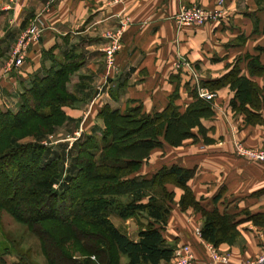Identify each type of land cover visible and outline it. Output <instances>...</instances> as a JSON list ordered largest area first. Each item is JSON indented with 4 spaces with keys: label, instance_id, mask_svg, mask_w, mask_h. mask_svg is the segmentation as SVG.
Masks as SVG:
<instances>
[{
    "label": "crops",
    "instance_id": "0c3cea01",
    "mask_svg": "<svg viewBox=\"0 0 264 264\" xmlns=\"http://www.w3.org/2000/svg\"><path fill=\"white\" fill-rule=\"evenodd\" d=\"M216 1L0 0V62L6 63L20 32L34 20L39 19L44 27L21 65L7 73L0 98L14 94L12 106H17L22 85L28 86L31 76L44 75L52 65L50 58H43L49 49L57 58L66 52L76 54L81 62L70 77L76 101L66 107V113L68 127L73 122L77 129L82 123L85 133L99 124L97 113L104 105L124 110L140 104L143 112L154 113L164 109L176 93L174 103L183 111L193 99L192 88L203 89L202 82L220 77L234 65L240 74L264 87V73L252 75L248 70L252 56H259L264 65V52L258 50L264 47V4L224 0L217 5ZM192 4L218 15L202 25L177 24L174 16L179 9ZM108 33L117 34L120 44L111 72L104 63V50L111 41ZM213 93L214 115L203 124L214 142L188 139L178 147L154 148L148 159L151 170L146 173L164 164L195 168L189 185L202 204L240 214L237 219L243 218L242 211L264 212V161L242 156L235 147L236 143L259 147L264 124H245L244 115L232 111L229 100L233 92L228 85ZM180 194L175 188V203L162 231L166 245L173 249L183 243L198 245L194 230L202 224L199 212L180 209ZM114 224L131 239L138 238L140 226L134 220L117 217ZM238 229L233 244L216 248L229 256V264L257 260L264 253V226L242 221ZM196 255L197 264H210L207 257ZM125 260L123 257L122 263Z\"/></svg>",
    "mask_w": 264,
    "mask_h": 264
},
{
    "label": "trees",
    "instance_id": "16d2710c",
    "mask_svg": "<svg viewBox=\"0 0 264 264\" xmlns=\"http://www.w3.org/2000/svg\"><path fill=\"white\" fill-rule=\"evenodd\" d=\"M256 2L264 4V0ZM262 31L264 33V24ZM258 50L264 52V47ZM43 58H50L52 65L44 75L31 76L28 86L22 85L17 110L0 108V174L26 166L19 187H15L18 197H13L11 204L0 201V208L36 228L43 244L45 237L62 236L59 240L63 244L72 241L80 244L85 253H90L92 250L85 245L86 237L100 244L98 258L106 264L171 261L174 249L166 245L162 231L175 203V188L181 190L177 202L180 209H192L202 215L200 236L215 247L222 243L233 244L242 221L264 226V212L242 211L243 218L237 219L240 214L202 204L189 185L195 168L174 163L164 164L152 173H137L154 148L178 147L188 139L193 143L214 142L203 124V120L214 115L213 99L200 97L196 88L191 89L193 99L183 111L174 103L176 93L170 96L164 109L154 113L143 112L140 104L124 110L104 105L97 113L103 123L101 143L91 133L84 136L83 142L75 144L78 154L72 168L76 173L67 177L68 184L62 185L60 191H55L58 158L44 161L49 148L43 144L15 142L32 134V131L27 132L31 128H44L45 131L39 129L36 134L40 137L68 119L66 107L76 101L69 81L81 62L75 59L76 54L67 52L57 58L52 49L45 51ZM248 70L252 75L264 73L259 56L250 58ZM226 85L233 92L229 100L232 111L242 113L245 124H264V87L240 74L236 65L220 77L202 82V87L211 92ZM216 200L217 197L212 201ZM113 214L123 221L132 219L140 226L136 240L112 222ZM81 234L84 237L81 238ZM94 250L91 253H95ZM9 264L31 262L20 258ZM78 264L94 262L85 258Z\"/></svg>",
    "mask_w": 264,
    "mask_h": 264
},
{
    "label": "rangeland",
    "instance_id": "374dc122",
    "mask_svg": "<svg viewBox=\"0 0 264 264\" xmlns=\"http://www.w3.org/2000/svg\"><path fill=\"white\" fill-rule=\"evenodd\" d=\"M223 1L224 0H217L216 3L217 5H221ZM192 5H196V4H192ZM192 5H188V7ZM200 7H202L203 9H206L203 6H200ZM22 32H20L19 36L22 34ZM18 38L14 43V46L6 60V63L5 62L3 63V61L0 62V86L2 82L4 81L7 73L12 71L13 68L21 65V64L18 66L12 65L9 69L6 68L8 62L13 57V51L16 48ZM38 40H35V42H37ZM27 50L28 48L26 49V51ZM115 59H116V55H115ZM104 63H105V70H107L105 57H104ZM111 71L112 69L109 70V72ZM69 88H70V85H69ZM203 89L205 91H208V93L211 95L208 98H213V94H214L213 92L209 91L206 88H203ZM196 90L199 94L201 89L196 88ZM13 96L4 95V97L0 98V108L3 110L11 109L13 111H16L18 108V105L12 106L14 104L12 100ZM67 121L68 119L62 125L55 127L53 131H50V132L47 131V134L40 136V137H36L37 132L39 131V129H43L42 131H45V129L42 127L40 128V126H38L39 128L35 127L36 129L31 128L27 132L32 131L31 132L32 134H28L26 136L24 135L21 138H18L15 142V143H26V142L35 143L36 142V143L43 144L45 147L49 148V154H46L44 161L51 157L58 158L57 160L59 162V169H58L59 174L55 182L53 183V189L55 191H60L62 189L61 188L62 185L68 184L67 177L70 174L74 175L76 173V169L73 170L72 168L74 159L76 158L78 154V147L75 144L80 140H82L83 142L85 139L84 136H86L87 134H91V133H93V136L96 137L98 142L101 143V135H102L101 130L103 128V123L100 119H97V122H99V124H97L93 130H90V133H85L83 131L82 123L80 124L79 128L75 129L72 125L73 122L71 123L72 127H68ZM90 121H91L90 124H92V120ZM78 131L80 133L79 136L73 141L72 144H70V142L66 138L75 136V133ZM155 156L157 157V155ZM150 170H151V164L147 161L146 163H143V165L140 167L137 173L139 172L141 174H147L146 171H150ZM25 172H26V166L22 167L20 170L12 168L11 170H9L8 173L0 174V201L5 202V204L13 203L12 198L18 197L17 195L19 194L17 190L15 191V189L18 188L20 185V176L24 174ZM122 198L126 199L125 197H122ZM65 207L66 206L64 205V208ZM111 220L114 223L116 222L117 217L113 214L111 215ZM197 228H199L200 230V227L198 226L195 228L194 232L199 238V241H198L199 244L198 245L197 244L193 245L191 243L190 244L183 243V244H188L191 246V248L195 251L196 258H197V255H196L197 253H199L198 258H206L207 251L205 248V244L202 242L203 239H201V237L196 233ZM39 235L40 234L36 228L29 227L28 225L17 220L5 208H0V264H5V263L9 264L13 261L17 262L18 260H20V258H26L27 260H29V262H31V264H51V263L52 264H78V261H81L85 258H90V260L93 261L94 264H106L103 260H100L98 258L97 248H99L100 244L95 240L92 241V239H88L86 237L84 238L85 245H87V247L89 246L92 251L96 248L94 250L95 253H91L92 251L90 253L88 252L85 253L84 249L83 250L80 249V244L78 243H73L72 241H69V243L63 244L59 240L62 236H59V238L52 237V236L45 237L44 238L45 244H43V242L40 241ZM82 237L84 236L81 234V238ZM76 245L78 246L76 247ZM96 245H98V247H96ZM181 245L177 246L174 249V254H175V250L178 249ZM69 256H72V257H69ZM48 258H50L51 260H49ZM195 261L196 260H194L193 264H197L198 261L197 262ZM175 263H176V260L174 261V259L170 262V264H175Z\"/></svg>",
    "mask_w": 264,
    "mask_h": 264
},
{
    "label": "built area",
    "instance_id": "2783aa9c",
    "mask_svg": "<svg viewBox=\"0 0 264 264\" xmlns=\"http://www.w3.org/2000/svg\"><path fill=\"white\" fill-rule=\"evenodd\" d=\"M218 15L216 12H210L198 5L192 6H182L177 14L174 16V19L179 25H201L204 24L208 19L214 18ZM44 31V27L41 25L39 19L34 20L27 28H25L22 34L18 38V42L15 50L13 51V57L7 64V69L12 65L18 66L22 63L26 49L33 43L35 40H38ZM119 35V34H118ZM110 43L105 47V58H106V67L107 72L113 69L115 66V55L120 48L119 37L117 34H109ZM16 54V55H15ZM181 62L188 66V63L185 60ZM201 97H210L211 95L208 91L201 89L199 92ZM79 131L75 133L73 137H67L66 139L73 143V141L79 136ZM236 151L238 154L245 156L254 161H264V137L261 145L258 148H249L243 146L241 143L235 144ZM196 233L200 236L199 228L196 229ZM201 237V236H200ZM205 244L207 251V259L210 264H229V256L225 253L220 252L213 244L202 240ZM195 251L188 244H182L178 249L173 253L175 264H193L195 260ZM171 260V261H172ZM239 264H264V253L258 258L257 261H245Z\"/></svg>",
    "mask_w": 264,
    "mask_h": 264
}]
</instances>
